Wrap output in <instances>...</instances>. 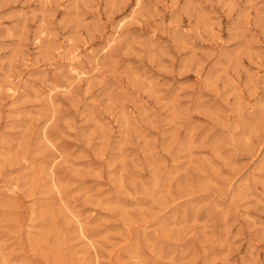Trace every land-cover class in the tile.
Wrapping results in <instances>:
<instances>
[{"label": "rangeland", "instance_id": "374dc122", "mask_svg": "<svg viewBox=\"0 0 264 264\" xmlns=\"http://www.w3.org/2000/svg\"><path fill=\"white\" fill-rule=\"evenodd\" d=\"M98 263L264 264V0H0V264Z\"/></svg>", "mask_w": 264, "mask_h": 264}, {"label": "bare ground", "instance_id": "6f19581e", "mask_svg": "<svg viewBox=\"0 0 264 264\" xmlns=\"http://www.w3.org/2000/svg\"><path fill=\"white\" fill-rule=\"evenodd\" d=\"M135 10H136V9H135ZM131 15H132V13H131ZM127 17H128V16H127ZM127 17H126V18H127ZM126 18H124V19H122V20H125ZM119 26H120V25H119ZM119 29H120V28H119ZM43 31H44V30H43ZM43 31H42L41 33H43ZM45 32H46V31H45ZM118 32H119V30H118ZM46 33H47V32H46ZM44 34H45V33H44ZM114 34H115V33H114ZM120 34H121V33H120ZM46 35H47V34H46ZM115 35H116V34H115ZM218 35H219V34H218ZM113 38H114V37H113ZM217 39H218V37H217ZM109 40H110V39H109ZM109 42H111V41H109ZM111 43L114 44L115 42L112 41ZM108 45H109V44H108ZM63 46H64V45H63ZM111 46H112V45H111ZM108 47H109V46H108ZM57 48H58V47H57ZM60 50H62V49L60 48ZM64 50H65V47H64ZM57 52H58V50H57ZM65 53H66V52H65ZM68 53H69V52H68ZM80 54L82 55V53H80ZM66 55H67V54H66ZM62 56H63V55H62ZM67 56H68V55H67ZM80 59H81V58H80ZM80 59H78V60H80ZM73 60H74V58H73ZM81 60H82V59H81ZM70 62H71V61H70ZM70 62H68V63L70 64ZM72 62H74V61H72ZM72 62H71V65L74 66V65L72 64ZM76 63H78V62L76 61ZM77 67H78V66H77ZM72 68H73V67H72ZM73 69H74V68H73ZM75 70H76V68H75ZM75 70H74V71H75ZM78 71H79V70H78ZM75 72H77V71H75ZM81 72H82L83 75L85 74V73H83V71H81ZM72 73H73V72H72ZM79 74H80V72H79ZM76 75H77V74H76ZM79 76H80V75H79ZM79 76H78V77H79ZM7 86H8V85H7ZM12 86H13V85H12ZM9 87H10V86H9ZM10 88H11V87H10ZM16 88H18V87H16ZM9 90H10V89H9ZM13 90H14V89H13ZM49 90H50V89H49ZM14 92H15V91H14ZM49 93L51 94V92H49ZM11 94H12V92H11ZM13 94H14V93H13ZM13 94H12V95H13ZM52 94H53V93H52ZM51 96H53V95H51ZM52 98H53V97H52ZM53 99H54V98H53ZM50 102H52V101H50ZM52 104H53V103H52ZM43 130H44V129H43ZM45 130H46V127H45ZM43 134H44V133H43ZM46 135H47V133H46ZM44 136H45V135H44ZM50 143H51V141H50ZM50 145H51V144H50ZM51 169H52V168H51ZM49 172H50V171H49ZM53 173H54V172H53ZM50 174H51V173H50ZM50 174H49V175H50ZM53 176H54V175L52 174V177H53ZM53 178H54V177H53ZM53 178H52V179H53ZM50 179H51V178H50ZM55 179H56V177H55ZM55 179H54V180H55ZM54 183H55V182H54ZM56 183H58V182H56ZM50 184H51V182H50ZM14 185H17V184H14ZM56 185H57V184H56ZM56 185H55V187H57V190H58L59 188H61L59 185H58V186H56ZM12 186H13V185H12ZM52 186H53V185H52ZM52 186H51V187H52ZM58 187H59V188H58ZM12 188H13V187H12ZM11 190H12V189H11ZM10 192H11V191H10ZM61 192H62V191H61ZM11 194H13V193H11ZM15 194H16V193H15ZM60 194H63V193H60ZM60 197H61V196H60ZM60 199H62V202H63V200L65 201V199H63V198H60ZM63 203H64V202H63ZM67 204H68V203H67ZM65 205H66V202H65ZM66 207H67V206H66ZM69 207H70V206H69ZM69 207H67V208H69ZM67 208H66V209H67ZM67 210H69V209H67ZM71 210H72V209H71ZM69 211H70V210H69ZM71 212H74V211L72 210ZM71 214H73V213H71ZM76 215H77V214H76ZM76 215H75V216H76ZM70 216H71V215H70ZM78 217H79V216H78ZM79 218H80V217H79ZM73 219H74V218H73ZM73 219H72V220H73ZM77 219H78V218H77ZM78 220H79V219H78ZM81 221H82V219H81ZM74 223H75V222H74V220H73V224H74ZM80 224H81V223H80ZM80 224H79V225H80ZM84 226H85V225H84ZM84 229H85V228H83V230H84ZM83 230H82V231H83ZM85 230H86V229H85ZM85 234H86V233H85ZM87 235H88V234H87ZM82 236H83V234H82ZM84 237H85V236H84ZM89 238H90V237H89ZM90 239H91V238H90ZM86 242H87V241H86ZM87 243H89V242H87ZM91 243H92V242H91ZM94 246H95V245H94ZM92 247H93V246H92ZM90 248H91V247H90ZM91 250H92V249H91ZM93 250H94V249H93ZM95 251H96V250H95ZM98 251H99V250H98ZM93 253H94V251H93ZM95 253H96V252H95ZM98 255H100V253H99ZM98 255H97V256H98ZM95 257H96V254H95ZM100 257H101V256H100ZM97 260H98V259H97ZM97 260L95 259L94 261H97ZM99 263H100V262H99ZM99 263H98V264H99Z\"/></svg>", "mask_w": 264, "mask_h": 264}]
</instances>
